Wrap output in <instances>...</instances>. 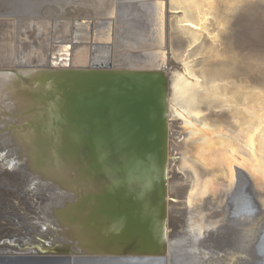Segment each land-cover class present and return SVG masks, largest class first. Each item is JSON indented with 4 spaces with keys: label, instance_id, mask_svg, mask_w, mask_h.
<instances>
[{
    "label": "water",
    "instance_id": "water-1",
    "mask_svg": "<svg viewBox=\"0 0 264 264\" xmlns=\"http://www.w3.org/2000/svg\"><path fill=\"white\" fill-rule=\"evenodd\" d=\"M172 2L170 21L179 22L182 7ZM156 3L160 10L153 17ZM166 3L32 0L26 5L34 12V20L26 25L36 29L37 40H46L52 26L42 11L60 5L66 16L93 20L100 31L97 44L115 40L117 57L122 59L115 67L91 65L86 58L80 63L74 56L87 47L75 50L65 40L61 47L66 51L53 56L59 69L36 62L35 67L44 68L32 71L31 76L16 72L21 77L18 108L7 131L17 134L21 146L34 149L39 161L46 162V189L39 186L32 192L46 194V203L35 200L33 206L20 208V214L31 220L28 227H19L22 236L15 243L21 253L34 255L30 258L34 263L188 261L194 253L189 243L195 244V229L189 217L182 233L169 232V195L174 185L170 176L178 173L176 166L182 161L177 144L186 143L188 128H204L207 120H239L240 127L258 139L249 150L247 138H240L237 156L223 167L227 176L214 179L203 193L190 196L189 190L191 201L185 199L181 205L179 200L181 209L191 216L217 210L229 215L232 196L244 181L264 213V153L259 151L264 150V33L245 36L239 31L240 36L228 32L229 38L239 35L232 40L242 41L236 63L225 66L216 61L211 68H200L202 58L181 61L171 50H164L169 20ZM204 5L196 3L198 8ZM250 5L259 13L263 8L261 0H251ZM115 16L117 36L108 27ZM104 24L107 28L101 33ZM212 29L195 28L198 51L218 35ZM152 33L160 39L158 49L147 52L143 45ZM128 38H135L136 45L131 46ZM30 56L19 54L18 64L29 65ZM168 66H183L186 71L176 68L168 74ZM246 219L241 218L244 227L250 224ZM254 223L257 231L264 228L260 220Z\"/></svg>",
    "mask_w": 264,
    "mask_h": 264
},
{
    "label": "bare ground",
    "instance_id": "bare-ground-1",
    "mask_svg": "<svg viewBox=\"0 0 264 264\" xmlns=\"http://www.w3.org/2000/svg\"><path fill=\"white\" fill-rule=\"evenodd\" d=\"M31 1L0 0V177H10L15 180L23 179V182H26L25 193H28V195L39 188V186L46 189V162H40L38 159L39 155L34 149L21 146L16 139L18 135L7 130L9 125L15 122L13 113L18 108L16 100L18 96L16 95L20 86L21 77L19 75L31 76L32 71L44 68L43 66L35 67L36 62H33V60H31L29 65L28 63L24 66L16 65L17 59L15 60L14 55L16 47L15 23L23 24L27 28L26 24L34 20L32 17L33 10L26 6ZM52 1L66 4L75 0ZM91 1L105 5L113 0ZM114 1L118 3V0ZM165 1L167 2L169 20L165 29L164 50H171L172 54L181 61L193 57L202 59L206 57L203 63H200L202 59H197L199 60L198 65L202 64L200 68H211L216 61H222L223 64H226L225 66L234 65L237 61L236 53H239L238 51L241 47L238 42L241 43L242 41H235L231 38L235 39V37H238L240 35L239 31L245 36L256 35V33L261 31L264 33V0H261L263 8L260 13L256 12L250 5L251 0H175L178 3L177 5L182 7L179 22L170 21L174 17L172 11H170V7H173L171 6L172 0ZM196 3L205 5L198 8ZM159 4L156 3V7L154 6V10L151 11L153 17H157V14H159ZM141 6H144V4H141ZM128 12L132 16L133 12L130 10L126 11V13ZM42 16L46 20H50L54 27L53 29H55L53 33H50L51 26L46 32V37L52 36L54 43L59 41L58 45L55 43L57 45L56 53L62 54L66 51L61 46L65 40L71 39L73 33L70 43L73 45V49L77 50L78 47H87L84 52L81 51V53L75 54L74 60L85 63L86 58L88 64H105L111 67H115L122 61L121 58L118 59L117 57V42L115 40L109 45L97 44L99 41H97L98 36L96 34L100 31L96 27L97 24L90 18L66 16V12L60 5L46 7L42 11ZM208 17L212 19H208ZM111 23L107 25L111 28L113 35L117 36L118 16H115ZM104 26L101 33L107 28L105 24ZM197 26H203L204 29L208 30L213 28V32L217 30L218 33L213 38L215 40L210 39V42L202 48V51H198V38L194 36ZM27 30L29 29L27 28ZM24 31L26 32V30ZM230 31H236L239 35L236 33L235 35H230L229 38L227 34ZM21 32L20 37L23 36ZM149 37L151 38L147 39L143 48L147 47V52H155L158 49L157 42L160 39L153 33ZM129 42L131 46H135L137 40L133 38L130 41L128 38ZM53 47L55 50V46ZM32 49L39 53L42 51L48 53L49 51V48L43 46ZM140 50L142 49L140 48ZM43 55H39L41 60H36L37 63L42 62L43 64L44 62L50 66V69L60 68L55 66L58 61L54 57L49 58L45 54L46 62L42 61L41 57ZM176 68L179 69L178 72L186 71L183 66H168L165 71L171 74L176 71ZM18 71L20 72L19 75L16 74ZM195 109L196 105L193 110ZM229 123V120L225 121L223 118H218L214 119V121H205L204 128L197 126L191 129L188 128L186 134L184 132L187 148L184 143L177 144L176 147L177 154H179L182 161L176 166L178 173L170 176L171 181H174V185L169 195L172 208L169 232L182 233L189 217L192 219L191 227L195 229V232H192V239H194L195 244L189 243V246L193 247L194 253L183 264H264V249L262 247L259 249V245H256L259 240H264V228L259 232L257 231V226L254 225V222L258 220L264 223V213L259 211L252 195L250 197L247 196L249 197L247 199L248 204L244 202L247 206L245 213L236 212V209L233 210L235 206L232 205L229 215H226L222 210H217L207 214H193L191 216L181 209L182 206L179 203V200L181 203L185 199L191 201V197L188 198L189 190L190 196L203 193L205 191L204 187L206 188V185L213 182L214 179L219 178L221 180L224 176H227L223 167L232 162L231 158L233 156H237V152H239L237 142L240 138H247L246 142L250 145L249 150L252 147L254 148V141L258 137L251 135L243 127L241 128L239 120L235 119L228 125ZM222 126L224 128H221ZM181 137L178 136V138ZM228 150H230V155L227 153ZM259 151L264 153L262 149H259ZM207 157H210V160H208L209 158L206 159ZM4 188L2 184L0 186V207L3 200L1 194H4ZM15 197L11 199L13 204H16ZM244 198L246 199V197ZM13 204L11 205V210L8 209V213H12V215L10 214L11 220L8 219V216L2 215L0 210V261L3 264H36L31 261L34 259L33 254H23L15 245L17 243L16 238L22 235L18 234L20 229L18 230L16 226H13L20 223V212H17ZM241 218H247L246 220L250 223L248 227H244ZM6 225H12V227L16 228L12 229L10 227L11 229H7ZM191 227L190 229H192Z\"/></svg>",
    "mask_w": 264,
    "mask_h": 264
},
{
    "label": "rangeland",
    "instance_id": "rangeland-1",
    "mask_svg": "<svg viewBox=\"0 0 264 264\" xmlns=\"http://www.w3.org/2000/svg\"><path fill=\"white\" fill-rule=\"evenodd\" d=\"M69 20H75V19H69ZM23 23H25V22H23ZM54 27L52 26L51 27V30H50V33H53L54 31H55V29H53ZM24 30H26V32L24 31ZM31 30V31H30ZM35 30L36 29H29V30H27V28L25 27V25H23V24H20V23H15V42H16V47H15V60L17 59V63H16V65H19L18 64V55L19 54H28L30 57H32L33 59V62L35 61V62H37L38 61V59H40L39 58V55H42V54H44L41 58L43 59L44 57H46V55L47 56H49V58L50 57H53V54L54 55H56L57 53H56V50H57V43H59V41L58 42H55L54 43V41H53V39H52V36H50V37H46V40L44 41H40V39H36L35 38V35L37 34L36 32H35ZM21 31H24L26 34H24L22 37H20V32ZM49 38V39H48ZM73 38V33H72V35H71V39ZM36 39V40H35ZM71 39L70 40H68L70 43H71ZM52 40V41H51ZM48 44H47V43ZM54 43V44H53ZM47 44V45H46ZM45 45V46H44ZM52 45V46H51ZM40 46H43V47H47V48H49V51H48V53H46V51H45V53H44V51H42V52H37V51H35L34 49H32V48H38V47H40ZM49 46V47H48ZM53 46H55V50H54V47ZM44 50V49H43ZM46 50V49H45ZM42 53V54H41ZM46 54V55H45ZM52 55V56H51ZM36 56L38 57V59H37V61H36ZM55 58H56V56H55ZM31 63V62H30ZM231 163V162H230ZM5 177H7V176H5ZM10 180V181H9ZM4 181V182H3ZM244 181H242V183H240V186H241V188H240V186H238V189H237V191L233 194V196H232V202H233V206H235L234 208H233V210H235L236 212H246L247 210V206H246V204H248L247 203V199L250 197V192H249V190H248V188H247V186H248V184H247V182H244ZM3 184V192H4V194H1V196H2V205H1V207H0V210H1V213H2V215H5V216H8L9 218V220H11V217H10V214L12 215V213L11 212H9L8 213V209H10L11 210V205L13 204L12 202H11V199H13L14 198V196H16L15 197V203L16 204H13L14 205V207L16 208V210H17V212H19L20 211V208L22 207H24L25 205L26 206H28V207H30V206H33L34 205V201L36 200V201H42V203H46V194H43V193H39L38 195H34V194H32V193H29V195H28V193H25V190H26V182L24 181L23 182V179H12V178H10V177H7V178H4V177H0V186ZM13 186V187H12ZM245 193H244V192ZM2 192V193H3ZM238 192V193H237ZM1 193V192H0ZM13 194V195H12ZM33 195V196H32ZM11 196V197H10ZM247 196H249V197H247ZM20 197V198H19ZM45 197V198H44ZM235 197V198H234ZM241 197H242V199H241ZM244 197H246V199L244 198ZM4 199H5V201H4ZM41 199V200H40ZM235 199V200H234ZM245 199V200H244ZM244 200V201H243ZM20 201V202H19ZM235 201V202H234ZM241 201V202H240ZM19 202V203H18ZM246 204H245V203ZM235 203V204H234ZM4 204V205H3ZM8 206V207H7ZM246 206V207H245ZM4 207V208H3ZM2 208V209H1ZM239 210V211H238ZM5 213V214H4ZM23 215H21L20 214V223L19 224H14L13 226H16L17 228H18V230H19V227L20 226H24V227H28L29 226V222H30V218H26V217H22ZM7 219V220H8ZM9 220H8V222H9ZM24 220V221H23ZM7 226V229H13V228H16V227H12V225L10 226V225H6ZM11 227V228H10ZM19 232V231H18ZM256 245L259 247V249H261V247H262V249H264V240L263 241H261V240H259L258 241V243H256ZM255 245V246H256ZM7 258V257H6ZM0 264H3V263H1V261H0Z\"/></svg>",
    "mask_w": 264,
    "mask_h": 264
}]
</instances>
